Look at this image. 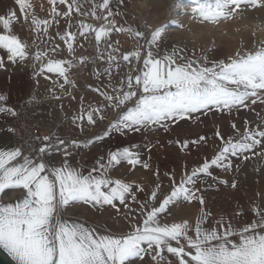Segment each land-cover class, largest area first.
<instances>
[{
	"label": "snow or ice",
	"instance_id": "snow-or-ice-1",
	"mask_svg": "<svg viewBox=\"0 0 264 264\" xmlns=\"http://www.w3.org/2000/svg\"><path fill=\"white\" fill-rule=\"evenodd\" d=\"M47 2L51 19L30 16L33 5L29 0H14L24 21L30 19L28 30L34 37L47 35L53 23L66 18L67 29L57 31L56 36L66 46L70 58H48V51L40 50L35 38L29 43L27 38L15 34L13 26L19 17L16 11L9 10L0 15V52L4 54L0 56V70H7L6 62L15 65L31 59L33 67L39 66L37 76L55 74L56 86L75 101L77 97L69 89L77 87L70 74L76 66L75 44L79 38L93 32L99 50L102 39L110 37L114 28L117 33H129L138 46L117 56L113 55L117 49L109 45L112 50L107 53V66L93 72L101 86H87L101 99L90 101L85 107V97L81 95L78 114L71 116V126L83 134L94 130L111 110L114 115L102 132L92 131L83 141L61 138L58 134L36 136L38 145L27 154L16 146L0 150V198L12 192L22 194L13 202L0 199V249L15 264H264V206L254 204L250 209L252 219L233 223V219L242 216V209L234 217L214 216L200 187L211 188L213 185L207 184L209 179L213 184L227 186L229 181L214 175V170L231 174L240 168L236 161L264 158V123L253 127L245 122L243 130L231 123L234 131L230 135L215 125L217 143L212 146V155L206 154L191 168L185 165L179 179L174 170L165 172L170 191L163 195L159 170L152 169L151 155L145 159L136 143L99 154L86 172L78 162L74 165L70 161L74 155L70 149H91L114 134L124 137L171 133L185 125L199 127L205 123L202 117L209 114L231 115L257 103L264 105V41L256 50H236L215 60L196 57L195 53L180 55L182 50L176 48L161 55L162 33L182 29L184 25L178 20L169 19L146 38L143 31L116 26L115 20L109 18L120 12L110 7V0H102L98 8L106 12V23L97 29L78 21V31H71L75 14L89 15L81 12L79 0ZM119 4L123 7L124 0H119ZM191 5V15L202 24L218 25L246 10L264 8V0H191ZM58 6L66 8L60 11ZM170 7L182 8L183 4L175 0ZM90 15L100 18L95 10ZM33 48L36 50L30 53ZM57 48L59 45L51 51ZM100 56L105 58L103 53ZM86 59L80 57L79 63ZM122 66L127 71L113 85V68L118 72ZM54 99L62 98L54 95ZM6 100V96L0 95V113L17 116L13 108L4 105ZM159 144L156 140L148 145V153ZM167 144L184 151L190 145L207 147L208 137L199 133L194 139L177 136L175 140L168 139ZM56 156L61 157L59 162L54 159ZM124 166L126 174L114 178L112 172ZM138 167L153 171L154 186L146 187L128 178ZM236 186L235 181L231 182L233 189ZM179 203H195L197 215L191 221L169 220L170 208ZM77 205L111 208L117 213L121 207L126 209V230L113 232L105 227L101 231L86 221L66 219V211Z\"/></svg>",
	"mask_w": 264,
	"mask_h": 264
},
{
	"label": "rangeland",
	"instance_id": "rangeland-1",
	"mask_svg": "<svg viewBox=\"0 0 264 264\" xmlns=\"http://www.w3.org/2000/svg\"><path fill=\"white\" fill-rule=\"evenodd\" d=\"M175 0H147L144 7L136 5V0H133L131 6H129L128 0H124L123 7L120 6L119 0H110V7L114 8L116 11L120 12V15L111 17L116 22L118 27H132L133 30H140L145 32V37L150 38L151 31L155 30L157 27L167 23L169 19L178 20L184 27L182 29H172L171 31H165L162 33L163 44L160 48V54L163 55L165 52H171L173 48L182 50L180 55L187 53V55L192 56L195 53L196 57L207 56L209 60H215L219 58H224L228 54L234 53L236 50L253 51L259 48L264 37L261 35V29H264V8H259L255 10H246L241 17H246L248 21L255 23L256 27L254 31L249 32L243 41L240 40L242 33L237 31V29L242 28L246 21H239L235 24L228 20L229 23L224 22L218 25H212L208 23L197 24L198 21L195 17L191 15V0H181L183 4L182 8L170 7L173 5ZM29 3L33 5L32 9L29 10L30 16L35 14L41 19H51L50 9L51 6L48 4L47 0H29ZM81 5V12L89 13V15L75 14L72 18L71 23L73 27L71 31H78L77 22L82 21L90 25H96L102 18L103 11L98 8V5L102 3V0H79ZM135 5V6H134ZM66 6H58V10L62 11ZM9 10L16 11L19 20L14 24L13 31L18 34L22 39L27 38L28 42L31 43L32 39L35 38L37 45L40 50L48 51V58L51 59H69L67 54L66 46L62 41L56 36V32L61 33L67 29L68 21L66 18H59V23H53L49 28L48 34L44 35L41 33L39 36H35L33 32L29 31L30 19L25 22L22 14L19 13L18 6L15 5L14 0H0V15H5ZM96 11L97 19L90 15L92 11ZM177 13H180L177 15ZM121 37L116 40L112 34L110 37L105 38L104 42H109L115 49L113 55L122 56L127 51L135 50L138 46V42L127 32H121ZM51 37V39H49ZM91 42L89 34L86 38H79L75 44V57H86L84 62L89 59L88 46ZM143 44L144 41H140ZM59 45V48L55 52L51 49ZM36 49H30V53ZM145 49H142V56ZM4 54L0 52V56ZM5 61H6V57ZM179 62V61H178ZM203 63V60H201ZM33 61L29 59L24 63H17L12 65L6 62L7 70H0V95L7 97L4 105L11 107L14 110L18 105L30 98L35 97V100L42 102L45 105V109L54 115L57 121L56 132L60 135H68L73 139L83 141L92 135L94 132H102L103 129L108 124L109 120L114 115L111 110L106 112V119L99 122L96 128L92 131H86L81 134L78 130H75L71 126V116L78 114L80 101L79 97L83 95L85 97V107L90 101H97L101 98L98 94L93 93L91 90L85 92L82 90L81 86L75 81L70 74V79L73 80L77 87L75 89H69L73 95L77 97V100L73 101L70 97L65 96L63 92L59 90L54 81L57 77L53 73H44L43 75L37 76L36 72L39 69L33 67ZM103 66L93 67L89 70L90 84L93 87L101 86V81H98L93 75L94 70L97 68H102ZM127 69L121 67L118 72L113 68V80L112 84L115 85L120 76H122ZM48 77V78H46ZM62 82V80L60 81ZM106 82V79L105 81ZM67 87V86H66ZM49 89H55V92L49 91ZM103 90V88H102ZM54 95L61 96V100L54 99ZM63 105V107H61ZM61 115H64L66 119H62ZM11 116L7 113H0V144L6 142L9 137V132L7 129L8 123ZM205 123H202L199 127L189 128L188 126H182L180 128H174L171 133H164L163 131L156 132L154 134H132L130 136L121 137L119 135H113L107 138L105 142L98 145L97 150H94L96 155L104 153L108 150H115L117 147L128 146L130 143H136L140 145V151L144 154V158L147 159L148 155H151V160L149 161L153 170L158 169L160 173V179L162 182V195L170 191L168 188V181L164 177L165 172L175 171L177 179L185 165L191 168L196 163H198L206 154L208 156L212 155V146L217 143L214 137V126L218 125L225 135H230L234 131L231 128V123H235L237 128L243 130V125L245 122L249 123L251 126L255 127L261 123H264V105L257 103L255 106H250L249 108L240 109L239 111H233L231 115L227 114H216L212 116L209 114L207 118L202 117ZM207 134L208 146L190 145L189 149L181 151L177 146H169L167 144L168 139L175 140L177 136L180 137H191L195 138L196 134ZM160 141V144L151 150L150 153L147 151V146ZM99 148V149H98ZM101 148V149H100ZM103 148V150H102ZM257 163L262 164V169L264 170V158L256 157ZM214 175L219 176L223 173L221 170H214ZM118 178V176H115ZM129 179L136 180L144 184L146 187L154 186V175L151 170H143L137 168L135 174L128 177ZM207 184H212L213 186L207 188L206 185H200L203 190V195L205 197L208 209L213 213L214 216L225 215L228 217H234L231 214L232 205L234 202L229 199H223L221 195L215 193L213 187L215 184L209 179ZM233 203V204H232ZM81 207V208H80ZM119 207V205H118ZM88 210L90 212L93 208L84 205H77L75 207L69 208L70 220L78 219L81 221H86L88 223ZM98 211V216L102 215V209H96ZM171 215L169 220L179 221L181 219H189L190 221L197 215L198 208L195 203L189 205L187 203H179L174 207L170 208ZM104 214L109 216V221L114 224L127 225L124 220V215L126 214V209H120L117 213L115 209L108 208L104 210ZM237 219V218H236ZM233 219V223L236 222Z\"/></svg>",
	"mask_w": 264,
	"mask_h": 264
},
{
	"label": "crops",
	"instance_id": "crops-1",
	"mask_svg": "<svg viewBox=\"0 0 264 264\" xmlns=\"http://www.w3.org/2000/svg\"><path fill=\"white\" fill-rule=\"evenodd\" d=\"M103 41H105V38L102 39L99 45H101ZM41 124L43 127L42 130L43 136L52 134L51 131L55 130L57 127V121L55 120L54 115L52 113H49L45 109V105H44V113L41 117ZM57 134L60 135L58 132ZM60 136L61 138H65V139H73L68 135H60ZM9 137L10 138L6 142L0 144V150L5 148H10L13 146L10 132H9ZM97 147L98 145H93L91 149L88 148H81L79 150L70 149V151L74 153V155L70 157V161L74 165H77L78 162V166H82L86 172L91 167L95 157L98 156L94 152V150H97ZM56 157L58 159H61L60 156H56ZM255 160L256 157H252L249 161H244V162L236 161V163L240 164V168L238 171L234 169L231 174L219 175V177H221L222 179H227L229 181V184L227 186L222 184H215V187H213L215 193H217L218 195L220 194L223 199L229 198L234 202V204L232 203L233 205L231 210V214L233 216L238 210L242 209L243 214L240 218L236 219L235 223L242 224L252 219L253 214L250 211V209L254 204L264 206V170L262 169L263 168L262 164L259 162L257 163ZM125 174H126V166L121 167L112 172V176L114 178L115 176H118V178H120ZM233 181H235L237 185L235 189L231 187V182ZM20 195H22L20 192H12L9 195H5L0 199H2L4 203H8V202H13L16 199V197ZM69 214L70 212L68 209L64 214L66 219H70ZM88 214H89L88 220H90L88 221V223L98 227L101 231H104L105 227L113 232L126 230L127 225L125 223L123 224L111 223L109 221V216H106L104 214V210L101 216L100 215L98 216V211L96 209H93L91 212L90 210H88Z\"/></svg>",
	"mask_w": 264,
	"mask_h": 264
},
{
	"label": "built area",
	"instance_id": "built-area-1",
	"mask_svg": "<svg viewBox=\"0 0 264 264\" xmlns=\"http://www.w3.org/2000/svg\"><path fill=\"white\" fill-rule=\"evenodd\" d=\"M104 16L106 12L103 11L101 20L96 24L92 25L95 28H99L101 25L105 24ZM111 20V17L109 18ZM112 27V25H108ZM89 37L91 42L88 46L89 59L83 64L79 63V59L76 58V66L71 70L72 76L81 86L82 90L89 91L88 85L90 84L89 70L93 67L107 66L108 61L106 59L107 53L112 49L109 48L110 43L104 42L99 45V50L97 48L96 41L94 39V33L89 32ZM122 33H117L113 28L112 36L118 40ZM100 53L104 54V59H101ZM17 116H12L10 119L7 129L10 132L12 145L16 147H21L27 154L31 149L37 147L38 142L35 141L36 136L42 135V124L41 117L44 113V104L35 99H26L23 101L16 110ZM52 134H57L55 130L51 131ZM57 162L60 161L57 157L54 158Z\"/></svg>",
	"mask_w": 264,
	"mask_h": 264
},
{
	"label": "clouds",
	"instance_id": "clouds-1",
	"mask_svg": "<svg viewBox=\"0 0 264 264\" xmlns=\"http://www.w3.org/2000/svg\"><path fill=\"white\" fill-rule=\"evenodd\" d=\"M131 3H133V0H130ZM147 0H136V5H139L141 8L145 6ZM135 6V5H134ZM239 21H246V23L243 24L242 28L237 29V31H240L242 33L240 40L243 41L246 35L254 31L256 25L255 23L248 21L246 17L237 16L231 20L233 24L239 22ZM197 24H202L200 21H195ZM225 24L229 23V21H225ZM261 35L264 37V29H261Z\"/></svg>",
	"mask_w": 264,
	"mask_h": 264
},
{
	"label": "water",
	"instance_id": "water-1",
	"mask_svg": "<svg viewBox=\"0 0 264 264\" xmlns=\"http://www.w3.org/2000/svg\"><path fill=\"white\" fill-rule=\"evenodd\" d=\"M0 264H15V261L3 249H0Z\"/></svg>",
	"mask_w": 264,
	"mask_h": 264
},
{
	"label": "bare ground",
	"instance_id": "bare-ground-1",
	"mask_svg": "<svg viewBox=\"0 0 264 264\" xmlns=\"http://www.w3.org/2000/svg\"><path fill=\"white\" fill-rule=\"evenodd\" d=\"M61 118H62V119H66V118L64 117V115H61Z\"/></svg>",
	"mask_w": 264,
	"mask_h": 264
}]
</instances>
